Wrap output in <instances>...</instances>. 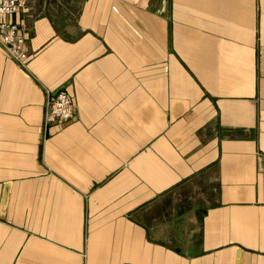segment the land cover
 I'll return each mask as SVG.
<instances>
[{"label": "crops", "instance_id": "obj_1", "mask_svg": "<svg viewBox=\"0 0 264 264\" xmlns=\"http://www.w3.org/2000/svg\"><path fill=\"white\" fill-rule=\"evenodd\" d=\"M0 48V264H264V0H25ZM71 96L75 117L44 125Z\"/></svg>", "mask_w": 264, "mask_h": 264}, {"label": "built area", "instance_id": "obj_2", "mask_svg": "<svg viewBox=\"0 0 264 264\" xmlns=\"http://www.w3.org/2000/svg\"><path fill=\"white\" fill-rule=\"evenodd\" d=\"M24 6L25 0H0V48L25 68L30 57L28 41L22 27L11 19ZM74 117L75 108L71 96L66 91H60L46 106L44 125L67 124Z\"/></svg>", "mask_w": 264, "mask_h": 264}]
</instances>
